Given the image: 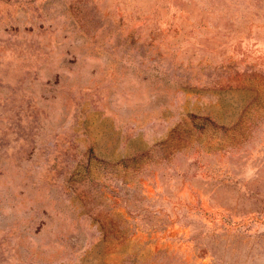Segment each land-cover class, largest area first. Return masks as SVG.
<instances>
[{
    "label": "rangeland",
    "instance_id": "obj_1",
    "mask_svg": "<svg viewBox=\"0 0 264 264\" xmlns=\"http://www.w3.org/2000/svg\"><path fill=\"white\" fill-rule=\"evenodd\" d=\"M0 264H264V0H0Z\"/></svg>",
    "mask_w": 264,
    "mask_h": 264
}]
</instances>
